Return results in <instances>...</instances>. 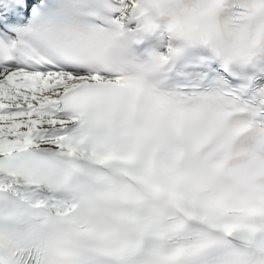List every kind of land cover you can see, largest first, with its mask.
<instances>
[{
    "label": "snow or ice",
    "instance_id": "snow-or-ice-1",
    "mask_svg": "<svg viewBox=\"0 0 264 264\" xmlns=\"http://www.w3.org/2000/svg\"><path fill=\"white\" fill-rule=\"evenodd\" d=\"M0 264H264V0H0Z\"/></svg>",
    "mask_w": 264,
    "mask_h": 264
}]
</instances>
